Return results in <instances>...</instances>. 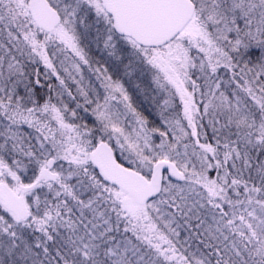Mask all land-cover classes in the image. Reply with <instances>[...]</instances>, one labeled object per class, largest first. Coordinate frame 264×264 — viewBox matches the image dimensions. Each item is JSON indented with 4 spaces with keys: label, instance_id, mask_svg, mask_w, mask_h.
Here are the masks:
<instances>
[{
    "label": "snow or ice",
    "instance_id": "6c2138e0",
    "mask_svg": "<svg viewBox=\"0 0 264 264\" xmlns=\"http://www.w3.org/2000/svg\"><path fill=\"white\" fill-rule=\"evenodd\" d=\"M0 264H264V0H0Z\"/></svg>",
    "mask_w": 264,
    "mask_h": 264
}]
</instances>
